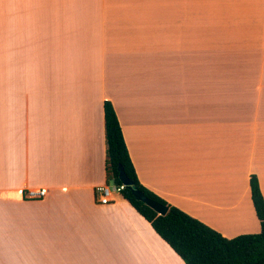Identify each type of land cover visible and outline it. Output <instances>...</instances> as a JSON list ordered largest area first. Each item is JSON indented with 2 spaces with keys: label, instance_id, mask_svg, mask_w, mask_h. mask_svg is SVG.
<instances>
[{
  "label": "crops",
  "instance_id": "crops-1",
  "mask_svg": "<svg viewBox=\"0 0 264 264\" xmlns=\"http://www.w3.org/2000/svg\"><path fill=\"white\" fill-rule=\"evenodd\" d=\"M104 100L142 185L259 232L264 0H0V264H185L120 193L96 202Z\"/></svg>",
  "mask_w": 264,
  "mask_h": 264
},
{
  "label": "trees",
  "instance_id": "trees-1",
  "mask_svg": "<svg viewBox=\"0 0 264 264\" xmlns=\"http://www.w3.org/2000/svg\"><path fill=\"white\" fill-rule=\"evenodd\" d=\"M103 116L106 183L120 184L117 167L121 165L126 175L133 180L136 189L167 207L164 214H158L137 200L127 187L119 191L185 264H264V199L255 174L250 175L249 186L260 230L227 238L200 220L170 205L142 185L130 160L116 112L108 100L103 102Z\"/></svg>",
  "mask_w": 264,
  "mask_h": 264
},
{
  "label": "built area",
  "instance_id": "built-area-1",
  "mask_svg": "<svg viewBox=\"0 0 264 264\" xmlns=\"http://www.w3.org/2000/svg\"><path fill=\"white\" fill-rule=\"evenodd\" d=\"M125 188V185L120 183L119 185L103 184L95 188L96 202L98 204H108L114 201L113 194L119 193L121 189ZM46 190L41 189H27L26 197L30 199L41 198L45 195Z\"/></svg>",
  "mask_w": 264,
  "mask_h": 264
},
{
  "label": "water",
  "instance_id": "water-1",
  "mask_svg": "<svg viewBox=\"0 0 264 264\" xmlns=\"http://www.w3.org/2000/svg\"><path fill=\"white\" fill-rule=\"evenodd\" d=\"M117 170L120 183L130 189L133 196L137 200H140L141 202L152 208L158 214H164L167 211V207L165 205L145 196L142 191L136 189L133 180L126 175L121 165H118Z\"/></svg>",
  "mask_w": 264,
  "mask_h": 264
},
{
  "label": "rangeland",
  "instance_id": "rangeland-1",
  "mask_svg": "<svg viewBox=\"0 0 264 264\" xmlns=\"http://www.w3.org/2000/svg\"><path fill=\"white\" fill-rule=\"evenodd\" d=\"M239 77H241V75H240ZM231 79H233V78H231ZM109 185L111 186V185H112V183H110Z\"/></svg>",
  "mask_w": 264,
  "mask_h": 264
}]
</instances>
